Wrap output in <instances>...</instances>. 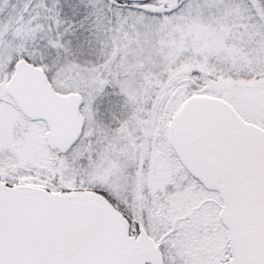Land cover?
<instances>
[{"label":"snow or ice","instance_id":"snow-or-ice-1","mask_svg":"<svg viewBox=\"0 0 264 264\" xmlns=\"http://www.w3.org/2000/svg\"><path fill=\"white\" fill-rule=\"evenodd\" d=\"M0 264H264V0H0Z\"/></svg>","mask_w":264,"mask_h":264}]
</instances>
